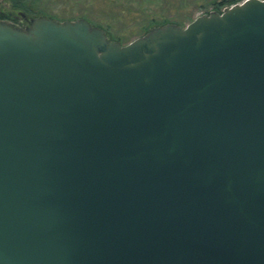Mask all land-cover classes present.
Instances as JSON below:
<instances>
[{
	"label": "water",
	"instance_id": "1",
	"mask_svg": "<svg viewBox=\"0 0 264 264\" xmlns=\"http://www.w3.org/2000/svg\"><path fill=\"white\" fill-rule=\"evenodd\" d=\"M0 264H264V0L0 20Z\"/></svg>",
	"mask_w": 264,
	"mask_h": 264
},
{
	"label": "rangeland",
	"instance_id": "2",
	"mask_svg": "<svg viewBox=\"0 0 264 264\" xmlns=\"http://www.w3.org/2000/svg\"><path fill=\"white\" fill-rule=\"evenodd\" d=\"M104 1L42 0L44 15L35 17L13 11L10 0H0V13L12 17V19L14 18L15 22H6L22 30L28 26L29 20L37 17H45L57 22L84 19L92 27L100 28L103 31L107 30L111 38L119 40L114 42L125 46L144 36L153 28L172 24L157 25L145 32L142 26L147 20L166 18L169 22H179V24L174 23L173 25L184 28L196 18L216 12L214 11L215 6L223 0H116V2L106 0L105 2L114 4V10L111 14ZM244 1L241 0L237 4ZM108 40L110 39L108 38Z\"/></svg>",
	"mask_w": 264,
	"mask_h": 264
},
{
	"label": "trees",
	"instance_id": "3",
	"mask_svg": "<svg viewBox=\"0 0 264 264\" xmlns=\"http://www.w3.org/2000/svg\"><path fill=\"white\" fill-rule=\"evenodd\" d=\"M10 1H11L12 10L15 12L24 13L26 15H33L35 17L44 15V10H43L44 6L42 5V0H10ZM105 1H104V4L109 9L110 14H111L112 11L114 10V7H113L114 4L108 3ZM107 1L116 2V0H107ZM240 1L241 0H223L221 3L215 6L214 11L220 13L223 8L230 7L234 4L239 3ZM0 20L15 22L14 18L12 19V17L4 15L3 13H0ZM166 23L179 24V22L177 21L169 22V20H167L166 18H162L160 20L150 19V20H147L145 23H143L142 28H144L146 32V31H149V29L152 27H155L157 25L160 26ZM105 33L110 40L119 41L118 39L111 38L107 30L105 31Z\"/></svg>",
	"mask_w": 264,
	"mask_h": 264
}]
</instances>
